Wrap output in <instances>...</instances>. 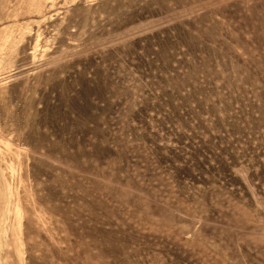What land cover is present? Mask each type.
<instances>
[{"label":"rangeland","instance_id":"rangeland-1","mask_svg":"<svg viewBox=\"0 0 264 264\" xmlns=\"http://www.w3.org/2000/svg\"><path fill=\"white\" fill-rule=\"evenodd\" d=\"M0 264H264V0H0Z\"/></svg>","mask_w":264,"mask_h":264}]
</instances>
